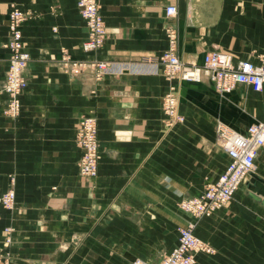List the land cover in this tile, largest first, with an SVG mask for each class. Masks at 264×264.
<instances>
[{"label":"crops","instance_id":"crops-1","mask_svg":"<svg viewBox=\"0 0 264 264\" xmlns=\"http://www.w3.org/2000/svg\"><path fill=\"white\" fill-rule=\"evenodd\" d=\"M79 1L0 0V187L16 191L13 208L1 211L0 253L9 251V264H156L177 244L178 228L195 222L214 252L197 253L194 264H264V195L250 190L253 174L264 180V146L223 208L197 221L180 207L227 168L217 123L244 132L262 119L264 89L221 93L209 80L176 79L185 120L170 126L162 109L170 81L159 63L169 25L184 62L202 64L213 50L258 61L264 0H98L106 34L95 51L82 47ZM12 3L27 16L31 56L17 116L5 113L3 90ZM63 50L126 68L100 79L93 70L73 75L60 63ZM88 114L99 126L96 177L79 171L76 133Z\"/></svg>","mask_w":264,"mask_h":264},{"label":"built area","instance_id":"built-area-1","mask_svg":"<svg viewBox=\"0 0 264 264\" xmlns=\"http://www.w3.org/2000/svg\"><path fill=\"white\" fill-rule=\"evenodd\" d=\"M80 13L86 21L88 36L82 47L86 51L99 49L105 39L106 27L100 11L98 0H80ZM167 14H177L174 4L166 7ZM26 14L17 6L11 4L8 15L9 37L4 47L9 50L8 69L3 90L8 94L9 101L5 113L17 116L21 109V94L28 85L25 74L30 60V53L24 48L22 27ZM169 48L159 57L163 73L170 81L164 94L162 109L166 123L174 126L185 120L179 111L178 88L174 81L183 79L189 81L209 80L221 93L230 92L238 85L245 84L255 91L264 89V54L258 56V61L252 59L235 60L230 52L208 51L202 64L184 62L177 54V30L173 25L166 29ZM1 59V56H0ZM60 63L64 69L73 75L86 70H93L96 79L104 74L120 71L125 66L116 67L107 60H80L63 50ZM99 126L95 115H83L78 124L76 142L81 149L79 160L80 174L96 177L100 162ZM216 141L229 156L226 170L216 179L207 183L205 190L199 196L186 197L181 200L180 207L191 214L195 220L211 216L223 208L233 197L244 178L254 169L255 158L264 146V116L250 124L244 132L238 131L227 123L219 121L216 125ZM12 182L14 179H11ZM16 202L14 187L6 190L0 187V218L2 209H11ZM195 222H190L178 228V242L174 248L156 264H194L199 252L212 253L213 246L195 233ZM10 228H7L9 231ZM7 237L6 242H10ZM10 263V253L4 250L0 253V264ZM147 264V263H142Z\"/></svg>","mask_w":264,"mask_h":264},{"label":"water","instance_id":"water-1","mask_svg":"<svg viewBox=\"0 0 264 264\" xmlns=\"http://www.w3.org/2000/svg\"><path fill=\"white\" fill-rule=\"evenodd\" d=\"M250 190L254 193V192H258L257 195H264V180L259 178L258 176H256L255 174H253V178H252V185L250 186ZM256 195V194H254ZM258 199H262L260 196H255ZM131 258L134 259V257L129 256Z\"/></svg>","mask_w":264,"mask_h":264}]
</instances>
